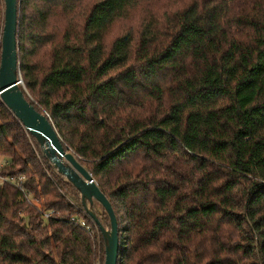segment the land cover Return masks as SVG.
Wrapping results in <instances>:
<instances>
[{
    "label": "trees",
    "instance_id": "1",
    "mask_svg": "<svg viewBox=\"0 0 264 264\" xmlns=\"http://www.w3.org/2000/svg\"><path fill=\"white\" fill-rule=\"evenodd\" d=\"M177 2L20 0L23 94L111 203L117 264H264V0ZM0 157L26 178L0 186V264H96L88 201L1 100Z\"/></svg>",
    "mask_w": 264,
    "mask_h": 264
},
{
    "label": "water",
    "instance_id": "2",
    "mask_svg": "<svg viewBox=\"0 0 264 264\" xmlns=\"http://www.w3.org/2000/svg\"><path fill=\"white\" fill-rule=\"evenodd\" d=\"M4 5L0 52V100L37 139L44 155L57 172L65 177L91 205L98 202L109 216L111 228L106 230L96 215L86 207V213L106 239L105 264H117L119 252L118 221L111 203L93 181L89 171L64 147L63 142L45 114L38 112L24 97L18 63L17 36L20 0H2ZM66 162V163H65Z\"/></svg>",
    "mask_w": 264,
    "mask_h": 264
},
{
    "label": "rangeland",
    "instance_id": "3",
    "mask_svg": "<svg viewBox=\"0 0 264 264\" xmlns=\"http://www.w3.org/2000/svg\"><path fill=\"white\" fill-rule=\"evenodd\" d=\"M158 1V3L159 4H164V1H166L167 2V0H157ZM183 1H185V0H178V4L180 3V2H183ZM1 3L3 4V1H1ZM0 8H1V6H0ZM3 12H4V5L2 6V9H1V24H0V27H1V30H2V28H3ZM143 13V12H142ZM132 18V20H131V23L136 27L137 25H138V23H139V20L141 19V15H140V13L139 12H134L133 13V15L131 16ZM130 26H128V21H122L121 23H118L117 25H115V27L113 28V30H112V35H116V34H120L121 32H123V31H125V30H127L128 28H129ZM136 29H134V33H136ZM20 76H21V80H22V88H24V89H26L25 88V86H24V81H23V77H22V74H21V72H20ZM28 96H29V98H30V100H32L33 98L32 97H30V95L29 94H27ZM46 115V114H45ZM47 116V115H46ZM41 149H42V152L44 153V151H43V148L41 147ZM69 150V149H68ZM69 152H71L70 150H69ZM72 153V152H71ZM73 154V153H72ZM8 163H9V160H7V159H5V158H3V157H0V169H3V168H5L7 165H8ZM66 163V162H65ZM54 167V166H53ZM55 170L57 171V169L55 168ZM19 176H22V175H19ZM17 177V176H16ZM24 177V179H26L25 178V176H23ZM63 177V176H62ZM64 179H65V177H63ZM66 180V179H65ZM29 204H30V206L29 207H31V208H36V209H40L41 208V206H40V201H39V199H36V198H34L33 196H30L29 197ZM89 206V210L92 212V213H94V211H98V212H100V209H101V207L98 205V204H96V203H94V206L92 207V205H88ZM87 206V207H88ZM20 215H22L23 217H25V212H22ZM86 216L89 218V216L87 215V213H86ZM91 222H92V224L94 225V227H96V230H97V232L96 233H98V238H99V235H100V230L97 228V226H96V224L92 221V220H90ZM123 229V228H125V225H124V221H122L121 222V224H120V229ZM108 230V229H107ZM109 231V230H108ZM97 238V239H98ZM122 238H123V234H121L120 235V240L122 241ZM97 241H99L98 242V245L100 244V245H102V243H101V241L100 240H97ZM106 245H107V242H106V239H105V246H104V248L103 249H96L97 250V259H96V264H104V261H105V254H104V252H105V247H106ZM99 248V247H98Z\"/></svg>",
    "mask_w": 264,
    "mask_h": 264
},
{
    "label": "built area",
    "instance_id": "4",
    "mask_svg": "<svg viewBox=\"0 0 264 264\" xmlns=\"http://www.w3.org/2000/svg\"><path fill=\"white\" fill-rule=\"evenodd\" d=\"M24 181H25V179H24L23 176L2 177L0 175V186L5 184V183H9V184H12V185L17 186V187L20 188L21 185L24 183ZM93 181H94V179H93ZM52 214L53 213L44 214V217L45 218H49L50 216H52ZM79 224H80V227L85 228L87 232H89L91 234L95 233V230H92V225H87L85 221H81Z\"/></svg>",
    "mask_w": 264,
    "mask_h": 264
}]
</instances>
